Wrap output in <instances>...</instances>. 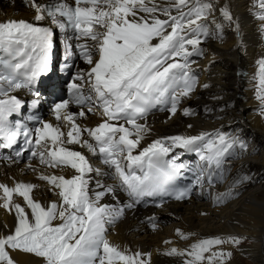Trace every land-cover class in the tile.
Instances as JSON below:
<instances>
[{
    "label": "snow or ice",
    "instance_id": "6c2138e0",
    "mask_svg": "<svg viewBox=\"0 0 264 264\" xmlns=\"http://www.w3.org/2000/svg\"><path fill=\"white\" fill-rule=\"evenodd\" d=\"M24 2L36 13L32 21H0V149H16L14 157H3L10 163L27 153L29 161L38 159L44 169L70 168L74 174L39 171L38 179L57 197L48 202L34 198V190L40 187L37 184L0 182V207L15 216L14 227L5 223L6 231H0V264H20L17 255L40 258L42 264H151L150 252L122 248L108 239V227L123 215L124 208L102 204L103 197L118 199L117 193L125 192L133 198L127 205L131 208L145 196L182 201L199 189L221 205L239 195L241 184L252 181L245 175L232 181L225 191H213L215 183L225 179L230 158L239 155L237 149L248 150V141L239 135L201 131L158 137L142 146L152 132L147 116L157 105L169 112V118L178 111L184 116L195 114L192 108L180 106L199 84L192 58L204 55L202 44L209 37L223 39L225 24L213 15L219 0ZM257 5L256 18L264 30V0H257ZM219 13L239 35V18L233 16L228 3L219 6ZM46 20L48 24L43 23ZM55 29H71L75 34V45L70 40L66 44L65 68L75 66L67 62L74 56L89 67L78 68L72 75L70 98L53 103L55 124L39 120V126L31 129L20 120L13 123L9 118L25 103L15 94L18 90L32 94L33 108L41 102L37 85L52 70ZM257 63L256 98L264 115V57ZM72 104L79 106L78 112L70 111ZM89 114L101 117L94 127L78 122ZM73 146L98 156L107 170L94 168ZM176 149L195 152L202 162L194 180L180 187L174 182L186 165L180 162L183 152ZM28 167L37 170L31 163ZM93 172L114 183L97 180V188L102 190L91 196ZM15 197L22 198L24 204ZM163 204L161 199L157 206ZM148 220L155 230L156 217ZM175 231L182 239L193 235L179 228ZM246 239L239 234L213 235L185 248H168L162 254L180 257L182 264H228L233 252L223 245L238 247Z\"/></svg>",
    "mask_w": 264,
    "mask_h": 264
},
{
    "label": "bare ground",
    "instance_id": "6f19581e",
    "mask_svg": "<svg viewBox=\"0 0 264 264\" xmlns=\"http://www.w3.org/2000/svg\"><path fill=\"white\" fill-rule=\"evenodd\" d=\"M48 0H38L44 3ZM215 2V0H214ZM228 3L234 17L239 18L240 34L233 30L224 22L219 13V6ZM258 12L257 0H219L217 10L213 15L225 24L224 34L231 31L230 38L222 44L220 39L210 37L204 43L207 50L205 57L195 63L201 68L203 75L200 83L190 99L183 100L181 109L190 107L195 114L184 116L182 111H178L169 118V112H154L147 116V124L152 129L150 135L142 141V146L151 143L152 140L177 134L196 135L201 131L214 132L216 130L228 133L234 124H239L238 130L233 135H239L246 140L248 136L253 137L248 150L237 160L230 158V163L225 165V179L219 186H215L213 191L223 192L232 181L245 175L251 176L252 181L245 182L239 186V192L259 183L251 192L241 193L226 204H214L211 195H201L200 197H190L181 202H170L158 207L148 204L140 198L134 207H127L132 201L125 192H118V199H113L111 195H106L101 200L102 204H109L124 207V213L119 221L108 227V239L122 248L127 247L135 251L150 252L151 264H182V258L169 257L162 253L171 247L185 248L196 240L213 236L239 234L247 237L236 247L225 244V249L233 252L232 259L228 264H242V260H250L256 264H264V115L257 111L260 101L256 98L258 87V60L264 57V30L261 29V21L256 18ZM35 11L31 6H26L24 0H0V21L7 19H26L32 21ZM48 24V21H44ZM214 28V26H213ZM55 32V30H54ZM55 37V34H54ZM55 54L54 64L57 54V43L54 42ZM205 48V49H206ZM214 61V62H213ZM55 67V66H53ZM89 66L80 59L73 67L74 73L77 69H87ZM56 74H51V77ZM210 87L204 88L203 84ZM58 87L61 82L58 80ZM44 89L41 92V107L46 112L43 120H56L52 113L43 105ZM16 95H24L28 103L31 104L33 96L27 95L23 90H18ZM39 105L35 107L38 109ZM70 111L78 112L79 106H70ZM101 117L98 114H89L87 118H82L78 122L82 125L94 127ZM143 123L144 121H140ZM188 125H192L191 128ZM251 126L256 131H250ZM235 130V128H234ZM229 134V133H228ZM232 135V134H230ZM251 141V140H250ZM256 146H260V154H255ZM76 150L82 151L88 158L92 166L105 168L98 161L97 156H93L87 149L73 146ZM251 154V157L247 156ZM253 154V155H252ZM244 155V156H243ZM240 156V155H239ZM29 163L36 166V171L28 167ZM40 170L46 174L55 171L57 174L71 176L74 170L65 168L63 170L44 169L36 159L27 162L2 163L0 164V182L12 185L15 181L32 182L39 185L34 190V198L42 202L57 199L48 190L46 182L38 179ZM89 194L94 196L99 190L96 181L100 180L104 184H112L114 181L108 177H99L95 172L90 174ZM246 191V190H245ZM250 191V190H249ZM16 202L24 204L20 197H15ZM214 206V207H213ZM156 217L158 229L151 230L147 221L149 217ZM170 218L167 226H163L164 219ZM13 228L15 224L14 214H9L0 207V231H6L4 224ZM182 229L186 233H193L188 239H182L176 234V229ZM182 239V240H181ZM165 241H171L166 244ZM20 264H42L40 258L31 255H17Z\"/></svg>",
    "mask_w": 264,
    "mask_h": 264
},
{
    "label": "rangeland",
    "instance_id": "374dc122",
    "mask_svg": "<svg viewBox=\"0 0 264 264\" xmlns=\"http://www.w3.org/2000/svg\"><path fill=\"white\" fill-rule=\"evenodd\" d=\"M230 34H231V31H227L225 34H224V37H223V39L221 40V42H222V44H224V43H226L227 42V39H229L230 38ZM57 35H58V32H57V30H55V37H57ZM208 39H210V37L208 38ZM207 39V40H208ZM54 46H55V44H54ZM202 47L204 48V50L206 51L207 50V48H206V45H205V43H203L202 44ZM206 48V49H205ZM55 49V48H54ZM59 53H60V47H59V45L57 46V54H56V61H57V59H58V57H59ZM205 55H206V52H204V55L203 56H200L198 59H197V62H199V61H201L204 57H205ZM196 62V63H197ZM196 65V64H195ZM197 68H198V66H197ZM200 68V67H199ZM61 84L63 85L64 84V82H61ZM258 110L257 111H259V113H260V106L257 108ZM236 126H238L239 127V124H234V125H232V127L229 129V131H228V133L229 134H234V133H236L237 132V130H238V127H236ZM248 127V126H247ZM234 128H235V130H234ZM248 129L250 130V131H253V132H255L256 133V131L254 130V128H252L251 126H249L248 127ZM238 135V134H237ZM244 139V138H243ZM251 140V141H250ZM246 141H248V146H250L251 145V142H254L253 141V137H251V136H248V138H246ZM257 148H256V153L255 154H260V152H261V150H260V146L258 147V146H256ZM238 153H239V157H237V158H233L234 160H237V159H239L240 157H241V155L244 153V152H240V150L238 149ZM253 155V154H252ZM244 156V155H243ZM247 156H249V157H251V154H248ZM252 158V157H251ZM232 159V158H231ZM259 185V183H253V184H251V186H248L247 188H245L244 189V192L246 193V192H251V190H253V188L255 189L256 187L255 186H258ZM246 190V191H245ZM250 190V191H249ZM244 192H239V195L241 194V193H244ZM238 195V196H239ZM238 196H235L234 198H236V197H238ZM233 198V199H234ZM232 200V199H231ZM231 200H229L228 202H230ZM214 207V206H213ZM170 222H173V220H171L170 218H166V219H164V221L162 222V225L163 226H167ZM156 229H158V227L156 228ZM182 240V239H181ZM242 264H256V262H254V261H250V260H242Z\"/></svg>",
    "mask_w": 264,
    "mask_h": 264
}]
</instances>
